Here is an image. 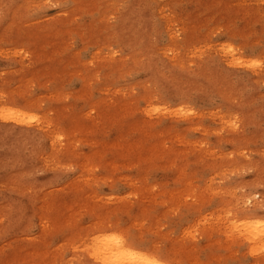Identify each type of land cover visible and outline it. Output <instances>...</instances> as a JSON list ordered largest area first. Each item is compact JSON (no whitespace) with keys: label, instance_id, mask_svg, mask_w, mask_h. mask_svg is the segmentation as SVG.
I'll list each match as a JSON object with an SVG mask.
<instances>
[{"label":"rangeland","instance_id":"374dc122","mask_svg":"<svg viewBox=\"0 0 264 264\" xmlns=\"http://www.w3.org/2000/svg\"><path fill=\"white\" fill-rule=\"evenodd\" d=\"M259 223L264 0H0V264H264Z\"/></svg>","mask_w":264,"mask_h":264},{"label":"bare ground","instance_id":"6f19581e","mask_svg":"<svg viewBox=\"0 0 264 264\" xmlns=\"http://www.w3.org/2000/svg\"><path fill=\"white\" fill-rule=\"evenodd\" d=\"M253 238L264 237V224L253 225ZM262 228V229H260ZM95 248L91 249V258L98 264H166L148 252H142L121 240L118 236L105 235L95 240Z\"/></svg>","mask_w":264,"mask_h":264}]
</instances>
